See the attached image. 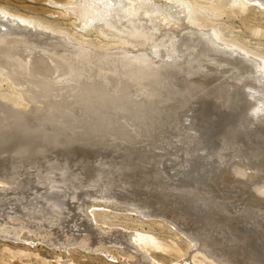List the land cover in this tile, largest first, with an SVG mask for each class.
I'll return each instance as SVG.
<instances>
[{"label": "rangeland", "instance_id": "obj_1", "mask_svg": "<svg viewBox=\"0 0 264 264\" xmlns=\"http://www.w3.org/2000/svg\"><path fill=\"white\" fill-rule=\"evenodd\" d=\"M68 1L0 0V7L18 15L39 19L70 36L63 37V41L46 39L47 41L41 42V45H37L40 44L39 41L33 42L34 44L29 43L33 47L26 44L25 39H22V43L17 39L18 41H14L12 45L10 42L13 41L8 40L5 42L4 51L9 48L7 50H10V54L0 55V264H140L124 255L123 247L116 239L119 236L116 235L118 232L138 233L142 238L148 237L154 240L160 248L154 244L143 247L148 249L149 257L159 264L188 263L191 260L188 254L191 241L182 230L170 222L176 217L186 230H196L191 231L190 234L199 237L208 232L212 234L209 236L207 233L209 238L214 237L219 240H216L217 243L232 238L234 234L239 235L243 232L239 236H245L246 231L240 229L244 225L247 226L246 223L240 222V219L242 221L245 219L244 213L247 212L244 207L246 205L243 204L249 201L253 204L252 191L260 184L255 186V182L264 178L259 175L254 176L257 179H250L248 185L246 178L237 177L235 173L233 175L235 171L233 166H242L246 158L242 154L243 148H231L233 140L225 145V141L226 144L228 142L226 137L221 136L222 143L219 141L220 137L215 139L220 143L213 141L215 146L224 144L221 148H226L232 153L227 154L225 160L221 155H213L214 159L211 157L210 160L205 158L210 145L205 146V149L202 147L200 139H195L198 138L196 133L202 132L193 129L195 118L185 117L191 114L192 110L199 111V108L201 110L196 101L204 95H200L201 90H199L197 97L195 95L182 101L176 94L180 91L178 89L180 81L182 84L192 79V83L203 82L209 91L221 81L228 85L237 83L238 87L243 85L245 87L239 90L245 91H242L243 97L246 95L245 100H249L254 106L250 114L246 115L250 116L245 118L243 123L247 125V129L254 130L252 133L257 132L255 128H259L260 132L264 133L262 132L264 126L258 127L256 122L251 121L253 117L254 120L256 118L253 114L256 108L263 106L261 102H264V93H262L264 86L258 83V80L262 79H255L258 73L253 76V69L246 71V66L243 69L245 64L242 65L237 57L240 52L232 53L214 39L211 38V41H214H210V36L214 33L218 37L221 36L220 38L238 43L264 59L262 8L249 3L241 11V5H230L227 13L218 17H208L204 27L197 30V27L186 22L180 10L179 13L177 9L173 12L169 7L167 11L173 13L174 17L177 16L175 19H170L171 21H164L163 14L157 22L149 21V23L148 21L144 23L146 18L142 16L139 19L131 17L130 20L116 21L115 23L120 27L113 24L111 28L105 27L106 32H103L101 31L103 26L102 28L100 26L103 24L86 25L85 20L67 11L64 6ZM82 11L85 14L88 10L83 7ZM115 25L116 28L113 27ZM145 26L147 27L144 28ZM46 34L49 35V32ZM72 39L79 42L74 43ZM138 40L141 42L139 43ZM123 41L128 42L122 45ZM80 42L86 45H81ZM55 44H59L55 48L62 50L63 54L53 52L52 45ZM35 45L41 47L37 48ZM82 50L89 55L81 56ZM226 53L228 54L224 57ZM225 58L231 59L229 61ZM41 60L45 62L46 68L50 66L49 72L48 70L43 74L34 72L32 64ZM23 64L30 65L32 70L29 69L30 67L29 70L24 69ZM143 65L145 68L142 67ZM12 66L17 71L20 66L19 71L22 70L23 74L17 73V75L15 70V73H11ZM143 68L147 71L144 72ZM2 69L13 76L1 73ZM239 69L240 72L237 71ZM137 70L144 75L145 80L144 77L139 78L144 81L135 78L133 82L131 74L138 73ZM125 74L126 76L123 77ZM118 75L124 78L123 81ZM248 76L254 78L250 80ZM246 78L249 80L247 81ZM253 82L258 86L261 84V87L259 86L258 89ZM141 83V87L144 88L138 85ZM248 83L253 86L249 87ZM147 84L150 90L154 91L151 92H157L150 93ZM29 98H33L31 99L33 106L27 110L25 103L30 102L27 100ZM213 120L218 121L217 118ZM239 133L237 134L239 136L241 134V137L245 135ZM256 136L257 133L253 134L252 139ZM199 146L202 148L199 149ZM221 148L219 146L215 149L221 150ZM263 149L261 148V151ZM259 151L254 154L260 156ZM106 162L111 164V167H119L107 173V170L101 168ZM215 162L220 163L216 168L221 170L212 174L209 167ZM221 164L230 165L227 168L220 166ZM92 166L94 168L88 169ZM100 171L103 175L99 179H94L90 174ZM142 171H147L149 174H140ZM113 172L118 173L114 175ZM118 174L119 178L114 180L112 177L117 178ZM140 182H145L151 190L132 189L133 183L138 185ZM252 183L253 190L252 186L250 187ZM131 190L134 191L130 192ZM155 191L159 196L154 193ZM166 194L175 195L172 204L166 198ZM232 196L234 198L230 199ZM260 198L256 196L255 199ZM177 201L181 204L175 205L174 202ZM226 202L228 204H225ZM229 203L232 206L230 204L226 207ZM149 205L153 206V209ZM187 207L189 210L184 209ZM107 208L110 211L106 210ZM166 215H169V218ZM209 218L215 220L208 222ZM218 218L222 222L217 221ZM95 223L113 235L96 241L92 235L96 236L95 232L100 227L96 228ZM227 234H230L229 238ZM85 238H87L86 242H83ZM88 240L90 242L87 244ZM256 242L258 240H255V244ZM251 244L246 245L245 248L248 246L246 252L260 258L261 250L253 241ZM253 245L256 247L254 248ZM205 260L202 256L196 258L197 264H215ZM260 262L259 260L255 263Z\"/></svg>", "mask_w": 264, "mask_h": 264}, {"label": "bare ground", "instance_id": "obj_2", "mask_svg": "<svg viewBox=\"0 0 264 264\" xmlns=\"http://www.w3.org/2000/svg\"><path fill=\"white\" fill-rule=\"evenodd\" d=\"M79 0H69L68 2H67V4L64 6V8H66L67 9V11H69L71 14H75V15H77L78 17H80L81 19H83V20H85V22L84 23H86V25L87 24H90V23H95V24H103V25H100L101 26V28H102V26H103V28L101 29V31L103 30V32H106V31H104L105 30V27L107 28L108 26L111 28V26L113 25V24H116L117 25V23H115L116 21L118 22V21H120V20H130V18L131 17H138V19L139 18H141V16L142 17H144V18H146L145 19V22L144 23H146V21H148V23H149V21H151V22H157V20H158V18L160 17V16H162V14H163V16L165 17H163L164 19V21H166V20H172V19H175L176 17H174L173 16V13H171V12H169V11H167V10H169V7L171 8V9H173V10H171V11H173L174 12V9H177V12H178V10H180L179 12H181L182 14H184L183 16H184V19L186 20V22L187 23H189V25L191 24V25H193V26H195V27H197V30L200 28H202V27H204V25L206 24V22L208 21V17H218V16H220V15H222V14H225V13H227V9L228 10H230L229 8H228V6H230V5H241V11H243L244 9H245V7L249 4V3H253L254 5H257V6H259V8L261 9L262 8V12H263V14H264V0H205V1H208V2H201V1H199V0H80L79 2H78ZM203 1V0H202ZM86 4V5H85ZM203 5H205V6H203ZM83 7H85L88 11V13L86 12L85 14L83 13V11H82V8ZM165 8H166V10H165ZM168 8V9H167ZM86 11V10H85ZM178 12V13H179ZM81 14H82V16H81ZM175 15V14H174ZM180 15V14H179ZM74 16V15H73ZM180 17V16H179ZM79 18V19H80ZM80 19V20H81ZM133 19V18H132ZM135 19V18H134ZM162 19V18H161ZM178 19V18H177ZM136 20H137V18H136ZM141 20V19H140ZM170 20V21H171ZM132 21V20H131ZM162 21V20H161ZM160 21V22H161ZM170 21H168V22H170ZM175 21V20H174ZM128 22V21H127ZM132 22H135L134 20L132 21ZM131 22V23H132ZM139 22H142V21H139ZM138 22V23H139ZM159 22V21H158ZM182 22H184V21H182ZM185 22V23H186ZM122 23V22H121ZM129 23V22H128ZM136 23V22H135ZM147 23V24H148ZM162 23V22H161ZM176 23H177V21H176ZM186 23V24H187ZM245 23V22H244ZM119 24V23H118ZM123 24V23H122ZM130 24V23H129ZM134 24V23H133ZM142 25H143V23H141ZM156 24V23H155ZM154 24V25H155ZM169 24V23H168ZM179 24H181V23H179ZM183 24V23H182ZM116 25L115 26H113L114 28H116ZM121 25V24H120ZM124 25V24H123ZM132 25V24H131ZM135 25V24H134ZM139 25V24H138ZM137 25V26H138ZM188 25V26H189ZM215 25V24H214ZM99 26V25H98ZM100 26H99V28H100ZM118 26V25H117ZM139 26H141V25H139ZM163 26V25H162ZM161 26V27H162ZM186 26V25H185ZM118 27H120V26H118ZM121 27H122V25H121ZM126 27V26H125ZM147 26H145L144 28H146ZM149 27V26H148ZM156 27H157V25H156ZM164 27V26H163ZM129 28H130V26H129ZM132 28V27H131ZM140 28V27H139ZM142 28V27H141ZM120 29V28H119ZM134 29V28H133ZM138 29V28H137ZM150 29V28H149ZM155 29V28H154ZM170 29V28H169ZM189 29V28H188ZM117 30V29H116ZM144 30V29H143ZM160 30V29H159ZM115 31V30H114ZM134 31H136V29H134ZM42 32V33H41ZM43 32H45V33H43ZM46 32H49V35L48 34H46ZM65 32V31H64ZM102 32V33H103ZM127 32H128V30H127ZM132 33H133V31H131ZM137 32V31H136ZM147 32V31H146ZM194 32V31H193ZM112 33H114V32H112ZM119 33V32H118ZM138 33V32H137ZM211 33V32H210ZM54 34H56L57 36H55ZM105 34V33H104ZM129 34V33H128ZM141 34H142V32H141ZM50 35H53V36H55V37H53V36H50ZM134 35V34H133ZM137 35V34H136ZM207 35V34H206ZM16 38H15V37ZM67 36H68V34H67ZM63 32H61L60 30H57L55 27L53 28L51 25H48L47 23H44L43 21H41V20H39V19H34V18H29V17H26V16H22V15H18V14H16V13H13V12H11V11H9L8 9H6V8H2V7H0V55L2 54H10V50H7V49H9V48H7L5 51H4V48H5V42L6 41H8V40H12L13 42H10V45H12V43H14V41L16 42V41H18L17 39H20L21 40V43H22V39L24 40L25 39V42H26V44H28L29 45V43H32V44H34L33 42H36V41H39V43L40 44H37V45H41L42 43L41 42H45V40L47 39H49V41H52V40H58V41H63V37L64 38H68V37H70V36H68L67 37ZM116 36V35H115ZM178 36V35H177ZM205 36V35H204ZM203 36V37H204ZM212 36V37H211ZM211 36H210V41H211V38L212 39H214L216 42H218L220 45H224V46H226L227 47V49L228 50H230V52H240L241 54H238L237 55V57L239 58V61H241L240 63L242 64V65H244V67L241 65V68L243 67V69L245 68V66L247 67L246 68V71L247 70H252L253 69V71L254 72H252L253 74V76L255 75V73H258L257 75V78H255V79H258V78H261L262 80H258L259 82L258 83H262L263 84V86H264V59H263V57H261L260 55H256V54H254V53H252L250 50H248L247 48H245V47H243V46H240V45H238V43H236V42H232L231 40H226V39H224V38H220V37H218V36H216L214 33H212L211 34ZM29 37H31L32 39H30ZM133 37H135V36H133ZM140 37V36H139ZM139 37H137V38H139ZM169 37V36H168ZM207 37V36H206ZM205 37V38H206ZM129 38V37H128ZM131 38H132V34H131ZM137 38H135V39H137ZM144 38V37H143ZM208 38V37H207ZM147 39V38H146ZM32 40V41H31ZM46 40V41H47ZM144 40V39H143ZM149 40V39H148ZM199 40H200V38H199ZM214 40H212V41H214ZM28 41H30V42H28ZM72 41L74 42V43H78L79 41H76V40H73L72 39ZM76 41V42H75ZM133 41V40H132ZM139 41V40H138ZM137 41V42H138ZM208 41H209V38H208ZM209 41V42H210ZM211 41V42H212ZM20 42V41H19ZM127 42L128 41H123V42H121V44L122 45H126L127 44ZM136 42V43H137ZM141 41H139V43H140ZM171 42V41H170ZM184 42V41H183ZM203 42H204V40H203ZM9 43V42H8ZM37 43V42H36ZM35 43V44H36ZM50 43H54V42H50ZM93 43V42H92ZM218 43H215V44H218ZM23 44H24V42H23ZM79 44H81V45H86L85 43H79ZM212 44V43H211ZM214 44V45H215ZM22 45V44H21ZM31 45V44H30ZM29 45V46H30ZM43 45H45L44 43H43ZM59 45V44H58ZM58 45H52V46H54L53 48H52V50H54L53 52L54 53H57V54H63V51L62 50H60V49H56L55 48V46H58ZM78 45V44H77ZM130 45V44H129ZM201 45V44H200ZM213 45V44H212ZM220 45H218L219 46V48L221 47ZM29 46H28V48H29ZM32 46V45H31ZM36 46V45H35ZM61 46V45H60ZM203 46V45H202ZM216 46V45H215ZM18 47V46H17ZM33 47V46H32ZM37 48H40L41 46H36ZM35 47V48H36ZM81 47V46H80ZM206 47V46H205ZM211 47H213V46H211ZM26 48V47H25ZM51 48V47H50ZM58 48V47H57ZM60 48V47H59ZM61 48H63L62 46H61ZM86 48V47H85ZM214 48V47H213ZM222 48V47H221ZM220 48V49H221ZM81 49V48H80ZM206 49V48H205ZM208 49H211V48H209L208 47ZM216 49V48H215ZM214 49V50H215ZM218 49V48H217ZM223 49V48H222ZM193 50V49H192ZM213 50V49H212ZM210 51V50H209ZM216 51V50H215ZM219 51V50H218ZM82 52V54H81V56L82 55H89V53H86L84 50H82L81 51ZM200 52V51H199ZM217 52V51H216ZM226 52H227V50H226ZM53 53V54H54ZM211 53V52H210ZM214 54V53H213ZM216 54V53H215ZM220 54V53H219ZM228 53H226V54H224V57L227 55ZM205 55V54H204ZM212 55V54H211ZM233 56H234V54H232ZM236 55V54H235ZM239 55H241V56H239ZM244 55V56H243ZM52 56H54V55H52ZM52 56H50V57H52ZM219 56V55H218ZM221 56V55H220ZM59 57V56H58ZM131 57V56H130ZM227 57H229V56H227ZM230 57H231V54H230ZM236 57V58H237ZM246 59H245V58ZM54 58V57H53ZM57 58V57H56ZM59 58H62V57H59ZM138 58V57H137ZM192 58V57H191ZM237 58V59H238ZM89 59V58H88ZM227 58H225V60H226ZM229 59H231V58H229ZM229 59H227V60H229ZM83 60V59H82ZM122 60V59H121ZM206 60V59H205ZM225 60H223V61H225ZM234 59H232V61H233ZM130 61V60H129ZM230 61V60H229ZM238 61V60H237ZM236 61V62H237ZM44 62V61H43ZM42 62V60L41 61H37V62H35V64L33 65L32 64V69L34 70V72L35 71H37V73L39 72V73H46V71L47 72H49V67H47L46 68V65H45V62L43 63ZM116 62V61H115ZM131 62V61H130ZM228 62V61H227ZM234 62H235V60H234ZM128 63V62H127ZM226 63V62H225ZM29 64V63H28ZM28 64H23V66L22 67H24V69H28L29 67V69L30 70H32L31 69V66L30 65H28ZM59 64V63H58ZM61 64H62V62H61ZM130 64H132V63H130ZM164 64V63H163ZM232 64V63H231ZM238 63H236V65H237ZM26 65H28V67L26 66ZM129 65V64H128ZM149 65V64H148ZM148 65H146L147 67H148ZM171 65H172V63H171ZM227 65H230V64H227ZM21 66V65H20ZM20 66H19V68H20ZM48 66V65H47ZM63 66V65H62ZM141 66V65H140ZM235 66V65H234ZM56 67V66H55ZM57 67H59V66H57ZM137 67H138V65H137ZM142 67H144L145 68V66L143 65ZM233 67V66H232ZM19 68H18V71L16 70V69H14L13 68V66L11 67V69L13 70V71H11V73H13L14 72V70H15V74H17V73H19L20 75H22L23 74V71L22 70H20L19 71ZM117 67H115V69H116ZM139 68H141V67H139ZM144 68H143V70H144ZM236 68V67H235ZM28 69V70H29ZM85 69V68H84ZM128 69V68H127ZM146 69H149V68H146ZM192 69V68H191ZM200 69V68H199ZM25 70V71H26ZM118 70V69H117ZM134 70V69H133ZM142 70V69H141ZM152 70V69H151ZM198 70V69H197ZM7 71H10V70H7ZM125 71H126V68H125ZM124 71V72H125ZM128 71V70H127ZM129 71H131V70H129ZM135 71V70H134ZM139 70H137V72H138ZM147 70H144V72H146ZM153 71V70H152ZM166 71V70H165ZM193 71H195V70H193ZM200 71V70H199ZM235 71V70H234ZM233 71V72H234ZM237 71H239L240 72V69L239 70H237ZM242 71H244V70H242ZM245 71V72H246ZM28 72H31V71H28ZM132 73H133V71H131ZM249 72V71H248ZM1 73H3V74H5V75H7V74H9V75H12L13 76V74H11V73H8V72H6V70H4V69H2L1 70ZM105 73H107V72H105ZM117 73V72H116ZM121 73H122V71H121ZM120 73V75H122ZM156 73V72H155ZM186 73V72H185ZM195 74V73H194ZM233 74V73H232ZM241 74V73H240ZM247 74V73H246ZM18 75V74H17ZM177 75V74H176ZM197 75V74H196ZM200 75V74H199ZM245 75V74H244ZM8 76V75H7ZM119 76V75H118ZM126 76V74L125 75H123V77H125ZM155 76V75H154ZM237 76V75H236ZM247 76V75H246ZM245 76V77H246ZM107 77V76H106ZM119 77H122V76H119ZM119 77H118V79H119ZM120 78V79H122V81H123V79L124 78ZM144 77V75H142V73L139 71L138 73H134V74H131V78L133 79V82L135 81V78H143ZM149 77H151V76H149ZM156 77V76H155ZM154 77V78H155ZM195 77V76H194ZM244 77V76H243ZM250 76H248V78H249ZM256 77V76H255ZM146 78H148V77H146ZM193 78V77H192ZM230 78H231V76H230ZM233 78V77H232ZM248 78H246L247 79V81L249 80ZM251 78H254V77H250V80H251ZM99 79V78H98ZM139 79V80H140ZM153 79V78H152ZM178 79V78H177ZM224 79V78H223ZM143 80V79H142ZM142 80H140V81H142ZM144 80H145V77H144ZM143 80V81H144ZM159 80V79H158ZM176 80V79H175ZM185 80V79H184ZM193 80V79H192ZM192 80H187L188 82H186V83H182L181 84V81H180V86H179V88L178 89H180V91L178 92V94H176V95H178L177 97H178V99H182V101H185L186 99H188L189 97H194L195 95H196V97H197V92L199 91V90H201L200 91V95H204L203 97H201L200 96V98H198V100L196 101V103H198L199 104V106L201 107V110H200V108L198 109L199 111H191V114H188V115H185V117L187 118L188 117V119H190L191 117H194L195 118V123H194V125H193V129L194 130H196V131H198V130H201L202 132H197L196 134H197V136H198V138H195V139H197V140H199L200 139V143H202L203 144V146L202 147H204V149H205V146H208V145H210L211 146V144H213L211 147L209 146V149H208V151L205 153V158H207L208 160H210V158L212 157V159H214L213 158V155H216V156H218V155H221V157H222V159L224 158V157H227L226 155L227 154H229V153H232V152H228L227 151V149L226 148H221V146L222 145H224V144H221V145H219V144H217V145H219L220 146V148H221V150H216V149H218V147L219 146H215V142L213 141V140H215V139H217L218 137H220V139H219V141H221V143H222V141H223V137H226V138H228L227 139V144H226V141H225V145L227 146L228 145V143H229V141H231V140H233V142H232V144L230 145L231 146V148L232 149H235V148H238V147H241V148H243V153L242 154H244V158H246V160H242L244 163H243V165L242 166H233L234 167V169L233 170H235L234 172H233V175H234V173H235V175H237V177H241V178H246L247 179V183H248V185H249V181H251L250 179H252V178H254V176H257V175H259V177L260 176H262L263 178H264V149L261 151V148H264V133H261L260 132V129L259 128H255V129H257V132H254V133H252L254 130L252 129H247V125L246 124H244L243 123V120L245 121V118H247V117H249V116H246V115H248V114H250V112L254 109V106L249 102V100H245V96L243 97V92H245L244 90H242L241 89V91L239 90L240 88H242V87H245V86H241V87H238V85H236L237 83H229V85L227 84H223V82L221 83V82H219L220 84H218V85H216V87L214 88L213 86H212V88H214L213 90H211L210 89V91L207 89V88H205L206 87V85H204L203 84V82H201V83H199V81L197 82V81H195V82H197V83H192ZM222 80V79H221ZM232 80H234V79H232ZM108 81H109V76H108ZM139 81V82H140ZM172 81V80H171ZM177 81V80H176ZM220 81V80H219ZM243 81V80H242ZM253 81V80H252ZM262 81V82H261ZM97 82V81H96ZM107 82V81H106ZM110 82V81H109ZM139 82H137V83H139ZM169 82V81H168ZM179 82V81H178ZM177 82V83H178ZM185 82V81H184ZM251 82V81H250ZM99 83V82H98ZM136 83V82H135ZM136 83V84H137ZM145 83H147V82H145ZM172 83H174V81L172 82ZM243 83V82H242ZM255 82H253V85H255L254 84ZM136 84H134V85H136ZM208 84V83H207ZM247 84V83H246ZM138 85H140V88H142L141 87V85H142V83L141 84H138ZM144 85V84H143ZM245 85V84H244ZM250 85H252L251 83H250ZM250 85H249V83H248V86L250 87ZM252 85V86H253ZM257 85V84H256ZM261 85V84H260ZM259 85V86H260ZM145 86V85H144ZM247 85H246V87L247 88H249ZM258 85L256 86V87H258V89L261 87H259ZM92 87V86H91ZM146 87H148L149 88V91H150V93H153L154 91L153 90H150L151 88L148 86V84H147V86ZM171 87V86H170ZM175 87V86H174ZM208 87V86H207ZM134 88V87H133ZM137 88H139V87H137ZM144 88V87H143ZM205 88V89H204ZM263 88V87H262ZM245 89V88H244ZM255 89V88H254ZM258 89H257V91H258ZM264 89V88H263ZM137 90V89H136ZM155 90V89H154ZM176 90V89H175ZM250 90V89H249ZM147 91V90H146ZM151 91H153V92H151ZM243 91V92H242ZM255 91V90H254ZM256 91V92H257ZM262 91V90H261ZM264 91V90H263ZM157 91H155V93H156ZM177 92V91H176ZM242 92V93H241ZM150 93H149V95H150ZM155 93H153V94H155ZM250 93H252V92H250ZM259 93V92H258ZM262 93H264V92H262ZM148 94V93H147ZM260 94V93H259ZM157 95H158V93H157ZM199 95V94H198ZM154 97H155V95H153ZM159 96V95H158ZM158 96H156L155 98L157 99L158 98ZM253 96H254V94H253ZM257 96V95H256ZM151 97V96H150ZM252 97V96H251ZM255 97V96H254ZM257 98H259V97H257ZM263 98V97H262ZM31 99H33V98H29V99H27L28 101L30 100V102H26L25 103V108L28 110V108H30V107H32L33 105H32V103H31ZM261 99V98H260ZM259 99V100H260ZM264 99V98H263ZM27 100H25V101H27ZM262 100V99H261ZM92 101V100H91ZM256 101V100H255ZM263 101V100H262ZM34 102V101H33ZM252 102V101H251ZM257 102V101H256ZM253 103V102H252ZM262 104H263V106L262 107H259V108H256L257 110H255V112L253 113L254 114V116H256V118H255V120H254V117H253V120H251V121H253V123H257L258 124V127H259V125L260 126H264V102H261ZM34 104V103H33ZM255 105H256V103H254ZM253 106V107H252ZM257 106V105H256ZM258 107V106H257ZM248 110H250V111H248ZM193 114H194V116H193ZM190 117V118H189ZM214 118H217L218 119V121H214L213 119ZM244 118V119H243ZM239 121H240V124H239ZM247 122V121H246ZM250 124V123H249ZM202 125H206V126H208L207 128H205V126H202ZM252 128V127H251ZM260 128H263V127H260ZM264 129V128H263ZM262 129V130H263ZM261 130V131H262ZM238 132H242V135H244V136H242L241 137V134H240V136L237 134ZM262 132H264V130L262 131ZM244 133V134H243ZM252 135H251V134ZM255 133H257V136H256V138H253L252 139V137H253V134L255 135ZM239 136V140H238V136ZM193 136V135H192ZM221 136H223V137H221ZM263 136V137H262ZM255 137V136H254ZM194 138V137H193ZM222 139V140H221ZM241 139V140H240ZM226 140V139H225ZM194 141V140H193ZM216 141V140H215ZM217 142V143H220V142ZM196 144V143H195ZM201 144V145H202ZM225 146V147H226ZM201 147V148H202ZM224 147V146H223ZM259 147H260V149H259ZM199 149H201L200 148V146L198 147ZM212 148H213V150H212ZM216 148V149H215ZM207 150V149H206ZM258 150H260L259 151V154H260V156H258V154H256V153H258ZM204 151V150H203ZM227 151V152H226ZM241 151V150H240ZM78 152H80V153H82L83 151H78ZM201 152V151H200ZM254 152H256L255 154H254ZM62 153V152H61ZM236 153V152H235ZM262 153H263V155H262ZM56 155V154H55ZM204 156V155H203ZM215 157V156H214ZM229 157V156H228ZM199 158V157H198ZM202 158H204V157H202ZM191 159V158H190ZM222 159H220V160H222ZM238 159V158H237ZM88 160V159H87ZM198 160V159H197ZM199 160H201L200 158H199ZM203 160V159H202ZM217 160H218V158H217ZM217 160H215V161H217ZM224 160H225V158H224ZM76 161V160H75ZM247 161V162H246ZM108 162V161H107ZM107 162H106V164H105V166H100L103 170H107V173L111 170V169H113V170H115L116 168H118V167H111L112 165L111 164H107ZM177 163V162H176ZM219 162H215V163H213V165H210V167H209V171L213 174V173H216L217 172V170H221V168L220 169H218V168H216V166H217V164H218ZM221 163H223V162H221ZM99 164V163H98ZM103 164V163H102ZM220 164V163H219ZM218 164V165H219ZM250 164H252V165H250ZM107 165V166H106ZM230 164H228V166H229ZM238 165V164H237ZM241 165V164H240ZM149 166V165H148ZM220 166H222V164L220 165ZM219 166V167H220ZM223 166H227V164L226 165H223ZM222 166V167H223ZM228 166H227V168H228ZM87 167V166H86ZM252 167H255L256 169H253ZM92 168H94L93 166L92 167H89L88 169H92ZM96 168H98V170H99V167L98 166H96ZM190 168V167H189ZM130 169V168H129ZM176 169V168H175ZM200 169H201V167H200ZM224 169V168H223ZM223 169H222V171H223ZM163 170V169H162ZM188 170H190V169H188ZM227 170H229V169H227ZM123 171H126V170H124L123 169ZM140 171V170H139ZM148 171V170H147ZM147 171H142V172H140V174H145V175H148L149 174V172H147ZM200 171V170H199ZM202 171V170H201ZM209 172V173H210ZM224 172V171H223ZM227 172V171H226ZM225 172V173H226ZM118 172H113V174L114 175H116ZM125 173V172H124ZM224 173V174H225ZM84 174V173H83ZM93 177H94V179H99V178H101L102 177V175H103V173L100 171L99 173L97 172V173H94V172H91L90 173ZM120 174V173H119ZM119 174L117 175V178L116 177H112L114 180L115 179H118L119 178ZM160 174H161V172H160ZM159 173H158V175H160ZM165 174V173H164ZM175 174V173H174ZM187 174V173H186ZM158 175H157V177H158ZM198 175H201V174H198ZM216 175V174H215ZM218 175V174H217ZM221 175H223L222 173H221ZM178 176V175H177ZM190 176H191V174H190ZM210 176V175H209ZM214 176V175H213ZM161 177V176H160ZM189 177V176H188ZM168 178V177H167ZM166 178V179H167ZM218 178H220V177H218ZM162 179V178H161ZM173 179V178H172ZM171 179V180H172ZM174 179H176V178H174ZM201 179V178H200ZM245 179V180H246ZM257 178H254V180H256ZM258 179H260V178H258ZM101 180V179H100ZM111 180V179H110ZM169 180H170V178H169ZM244 180V181H245ZM253 180V179H252ZM87 181H89V180H87ZM142 181V180H141ZM158 181V180H157ZM174 181V180H173ZM187 181V180H186ZM199 181V180H198ZM242 181V180H241ZM101 182H102V180H101ZM184 182V181H183ZM115 183V182H114ZM151 183V182H150ZM170 183V182H169ZM246 183V184H247ZM254 183V182H253ZM253 183L250 185V187H251V189L252 188H254L253 187ZM260 183V184H259ZM110 184H112V182H110ZM155 184V183H154ZM160 184V183H159ZM163 184V183H162ZM245 184V185H246ZM255 186H257V184H259V186L258 187H255V190H253L252 191V197L253 198H251V201H252V203L253 204H251V202L249 201V202H247L246 204L244 203L243 205H246V206H244L245 207V209L247 210V212L246 213H244V216H246L245 217V219L242 221L241 219H240V222H244V223H246L247 224V226H240V227H238V229L240 228V229H242V231L244 230V231H246L245 232V236H243V235H241V236H239L240 234H243V232L242 233H240L239 235H237V234H234L233 235V237L232 238H230V239H228V240H226V239H224V240H222V243H217V241L216 240H218V239H214V237L211 239V238H209L208 236H207V233L208 232H206V233H204V234H201V236H197L196 234H190L191 233V231H196V230H191V231H188V230H186L185 229V227L184 226H181V223H179L180 221L178 220V218L176 217V219H174V220H172L173 218V215H172V219H171V223L173 224V225H175V226H177L178 227V229H180V230H182L186 235H187V237L190 239V241L191 242H189L190 243V245H189V250H188V254L190 255V262L188 261V263L187 262H185V263H182V264H197V262H196V258L198 257V256H202V258L203 259H206V260H209V261H212L213 263H215V264H256L255 262H259V260L261 261L259 264H264V179H262V181H260V180H257V183L255 182ZM81 185V184H80ZM84 185V184H83ZM113 185V184H112ZM112 185H110V186H112ZM131 185V184H130ZM166 185V184H165ZM165 185H162V186H165ZM177 185V184H176ZM210 185V184H209ZM247 185V186H248ZM114 186V185H113ZM132 186V189L134 188H138V189H142V188H147L148 190H151V188H149V186L144 182V183H142V182H140V184H132L131 185ZM134 186V187H133ZM169 186V185H168ZM228 186V185H227ZM211 187V186H210ZM215 187V186H214ZM219 187V186H218ZM249 187V186H248ZM165 188H166V186H165ZM239 188V187H238ZM247 188V187H246ZM127 189V188H126ZM156 189H158V188H156ZM165 190V189H164ZM86 191V190H85ZM84 191V192H85ZM128 191V190H127ZM126 191V192H127ZM134 191V190H133ZM132 190L130 191V192H133ZM146 191V190H145ZM87 192V191H86ZM135 192H137V191H135ZM154 193H156V195H158L157 194V191H155ZM168 193V192H167ZM171 193V192H170ZM201 193V192H200ZM230 193V192H229ZM237 193V192H236ZM243 193V192H242ZM133 194V193H132ZM135 194V193H134ZM234 194V193H233ZM136 195V194H135ZM165 195V194H164ZM167 195V194H166ZM180 195V194H179ZM235 195V194H234ZM233 195V196H234ZM140 196V195H139ZM154 196V195H153ZM159 196V195H158ZM170 196H171V198H170ZM175 196V195H174ZM174 196H172V194H169V195H167L166 196V198L170 201V203L172 204L173 203V199H175L174 198ZM176 196H178V194H177V192H176ZM231 197L230 199H233L234 197ZM235 196H237V195H235ZM256 196H259V197H261L260 199H255L256 198ZM88 197V196H87ZM156 197V196H155ZM154 197V198H155ZM191 197V196H190ZM197 197V196H196ZM90 198V197H89ZM198 198V197H197ZM238 198H239V196H238ZM152 199V198H151ZM158 199V198H157ZM229 199V198H228ZM97 200V199H96ZM176 200H178L177 198H176ZM186 200V199H185ZM198 200V199H197ZM144 201V200H143ZM151 201V200H150ZM154 201V200H153ZM158 201V200H157ZM161 201V200H160ZM164 201V200H163ZM172 201V202H171ZM190 201V200H189ZM236 201V200H235ZM96 202H98V201H96ZM113 202V201H112ZM217 202V201H216ZM233 202V201H232ZM231 202V203H232ZM108 203V202H107ZM111 203V202H110ZM114 203V202H113ZM144 203H147V202H144ZM153 203V202H152ZM162 203V202H161ZM160 203V204H161ZM175 203V205L177 204H181V203H179L178 201L177 202H174ZM231 203H229V205L228 206H226L225 204H228V202H226L224 205L226 206V207H229L230 206V204ZM235 203V202H234ZM102 204H105V203H102ZM118 204V203H117ZM135 204V203H134ZM143 204V203H142ZM149 204H151V203H149ZM155 204V203H154ZM220 204V203H219ZM223 204V203H222ZM255 204V205H254ZM114 205V204H113ZM113 205H111V206H113ZM147 205V204H146ZM153 205V204H152ZM252 205H254V206H252ZM109 206V205H108ZM154 206V205H153ZM153 206L152 207H150V205H149V207L150 208H152L153 209ZM166 206V205H165ZM181 206V205H180ZM202 206V205H201ZM231 206H232V204H231ZM164 207V206H163ZM203 207H206V206H203ZM210 207V206H209ZM215 207V206H214ZM225 207V208H226ZM240 207V206H239ZM238 207V208H239ZM86 208H88V207H86ZM99 208V207H98ZM104 208H106V206L104 207ZM112 208V207H111ZM110 208V209H111ZM113 208H115V207H113ZM120 208V207H119ZM118 208V209H119ZM122 208V207H121ZM147 208H148V206H147ZM154 208H156V206L154 207ZM177 208V207H176ZM178 208H180L179 206H178ZM175 209V208H174ZM184 209H188V207L187 208H184ZM230 209V208H229ZM229 209H227V211L229 210ZM242 209V208H241ZM244 209V210H245ZM100 210H101V208H100ZM106 210H109L108 208L106 209ZM115 210V209H114ZM117 210V209H116ZM165 210V209H164ZM183 210V209H182ZM189 210V209H188ZM192 210V209H191ZM212 210H217V209H212ZM219 210H221V209H219ZM231 210V209H230ZM238 210V209H237ZM110 211V210H109ZM119 211V210H118ZM159 211V210H158ZM205 211H207V210H205ZM112 212V211H111ZM110 212V213H111ZM168 212V211H167ZM178 213H179V211H177ZM180 212H182V211H180ZM184 213H185V211H183ZM187 212V211H186ZM233 212V211H232ZM91 213V212H90ZM94 213H96V211L94 212ZM93 213V214H94ZM98 213V212H97ZM105 213V212H104ZM108 213V212H107ZM166 213V212H165ZM164 213V214H165ZM169 213V212H168ZM189 213V212H188ZM187 213V214H188ZM196 213H197V211H196ZM214 213V212H213ZM106 214V213H105ZM170 214H172V213H170ZM174 214V213H173ZM200 214V213H199ZM198 214V215H199ZM218 214V213H217ZM95 215V214H94ZM175 215V214H174ZM181 215V214H180ZM180 215H178L179 216V218H180ZM243 215V214H242ZM89 216V215H88ZM168 218H169V215H166ZM182 216V215H181ZM184 216V215H183ZM186 216H188V215H186ZM197 215H195V217H196ZM226 216H228V215H226ZM86 217V216H85ZM91 217H92V215H91ZM165 217V216H164ZM203 217H209L208 215H203ZM202 217V218H203ZM231 218H233V214L231 213ZM246 218H247V220H246ZM94 219H96V218H94ZM214 218H209L207 221L209 222L210 220H213ZM252 219V220H251ZM166 220H169V219H166ZM215 220V219H214ZM93 221V220H92ZM198 221V220H197ZM217 221H220V222H222V220L221 219H219L218 218V220ZM229 222H230V220H228ZM254 221H257V222H254ZM207 222V223H208ZM211 222V221H210ZM228 222V223H229ZM93 223V222H92ZM96 224V228L97 227H100V228H97V232H95L96 233V236L95 235H92V236H94L93 237V239H97V240H101V238H103V239H105L106 237H111L112 235L110 234V232H106L105 230H103L104 228H102L101 226H97V223H95ZM187 224V223H186ZM93 225V224H92ZM229 225V224H228ZM231 226V225H230ZM239 226V225H238ZM90 227V226H89ZM206 227V226H205ZM86 228V227H85ZM230 228V227H229ZM88 229V228H87ZM86 229V230H87ZM92 229V228H91ZM205 229V228H204ZM204 229H202V230H204ZM237 228H236V230H238ZM239 229V230H240ZM207 230H209V229H207ZM211 230V229H210ZM209 230V231H210ZM89 231V230H88ZM94 230H92V233H94L93 232ZM181 231V232H182ZM224 232H225V230H224ZM241 232V231H240ZM99 233H100V235H99ZM124 233V232H123ZM121 233V232H118L117 234L116 233H114V235L116 234V235H119V236H117L116 237V239H118V243H120L121 244V246L123 247V252H124V255H127V257L131 260V259H133V260H136V261H138L140 264H159V263H157L155 260H153L151 257H149V255H148V249L147 248H145L144 249V247H143V245L145 246V247H147V246H149L150 244H154L156 247H159L158 245H156V242L154 241V240H152L151 238H148V237H141L138 233H129V232H126V233ZM190 234V235H189ZM209 234V233H208ZM203 235H205V236H203ZM210 235H212V234H209V236ZM229 235L230 234H227L226 236H228V238H229ZM249 236H251V237H249ZM210 239V241L208 240V239ZM86 239L87 238H85L84 240H83V242H86ZM88 239H90V237H88ZM110 239V238H109ZM96 240V241H97ZM113 240V239H112ZM255 240L257 241L258 240V242H256L257 244H255ZM90 241H91V239H90ZM89 240L87 241V244L90 242ZM219 241V240H218ZM253 241V243H254V245H256V246H258L259 247V250H261V256H260V258H257V257H253L252 256V253H247L246 251L248 250V246H247V248H245L246 247V245L248 244V243H250L251 244V242ZM92 242V241H91ZM232 242H234L233 244H232ZM92 244V243H91ZM232 244V245H231ZM252 245V244H251ZM254 245H253V247H254ZM215 246V247H214ZM255 246V247H256ZM252 247V248H253ZM254 247V248H255ZM257 247V248H258ZM160 248V247H159ZM217 252V253H216ZM259 253V252H258ZM248 254V255H247ZM258 256H259V254H258ZM263 259H262V258ZM188 258V257H187ZM193 260V261H192ZM205 260V261H206ZM208 262V261H207ZM201 263H203V261L201 262Z\"/></svg>", "mask_w": 264, "mask_h": 264}]
</instances>
